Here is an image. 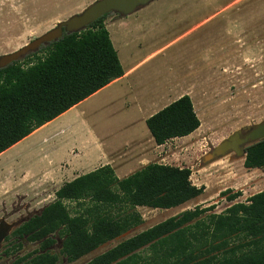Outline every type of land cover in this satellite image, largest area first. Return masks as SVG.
Instances as JSON below:
<instances>
[{"label":"rangeland","instance_id":"374dc122","mask_svg":"<svg viewBox=\"0 0 264 264\" xmlns=\"http://www.w3.org/2000/svg\"><path fill=\"white\" fill-rule=\"evenodd\" d=\"M94 1L0 0V56L25 46ZM105 23L121 56L134 54V61L141 57L148 61L131 77L134 85L128 88L125 81L108 89L118 88L117 99L104 90L73 109L68 117L74 119L81 113L97 135L117 143L108 155L115 158L118 172L122 165L126 166L125 171L132 172L154 161L189 166L193 183L205 189L202 195L178 207H139L145 220L140 227L74 263L65 264H81L109 246L186 209L214 205L213 212L220 213L236 201L247 202L264 189V171L247 168L244 157L230 153L213 162L203 161V156L235 130L264 119V0H154L128 16L110 13ZM128 63L125 60L124 65ZM134 86L153 104L189 94L201 119L200 127L160 147L144 134V129L148 131L146 123L124 127L139 110L137 102L130 109L122 104L124 94L128 102H133ZM37 158L38 154L29 157L30 163L22 158L20 167L36 164ZM39 169L35 165L31 175L25 169L20 173L25 180L19 192L28 193L1 195L0 212L10 213L15 207L24 208L28 204L23 209L26 214L55 199L61 179L41 181L43 175L32 176ZM15 172H19V167ZM70 176L68 179L73 175ZM227 189L239 191L240 195L230 201L221 194Z\"/></svg>","mask_w":264,"mask_h":264},{"label":"trees","instance_id":"16d2710c","mask_svg":"<svg viewBox=\"0 0 264 264\" xmlns=\"http://www.w3.org/2000/svg\"><path fill=\"white\" fill-rule=\"evenodd\" d=\"M108 15L0 68V153L125 74L105 24ZM146 123L163 145L193 133L201 119L184 94ZM246 150L244 165L264 171V139ZM191 176L189 166L154 161L122 178L104 164L64 182L55 199L21 227L31 238L53 231L64 236L62 250H47L34 263L60 264L62 256L74 263L142 225L139 207L170 209L197 198L205 188ZM221 194L234 201L240 192ZM214 208L186 209L83 264H264V189L223 212Z\"/></svg>","mask_w":264,"mask_h":264},{"label":"crops","instance_id":"0c3cea01","mask_svg":"<svg viewBox=\"0 0 264 264\" xmlns=\"http://www.w3.org/2000/svg\"><path fill=\"white\" fill-rule=\"evenodd\" d=\"M106 26L108 27L107 24ZM127 46L135 48L133 44H129ZM124 48L129 49L126 46H123V49ZM130 55L131 56H126L127 58L125 56L123 57V55H120V59L123 65L125 63V60L129 61L127 65H124L125 74L122 77L113 80L105 87L101 88L99 91L87 97L85 100H83V102L81 101L77 105L71 107L53 120L47 122L43 126L33 131L31 134H29L10 148L0 153V196L9 192H12L10 193V195L13 196L27 194L28 192H19L23 187V182L25 180L24 175H20V173L24 172L25 169V171H28V173L31 175V169L33 170L35 165L40 166V169L38 170V172H36V174H32V176L43 175V177L45 178L41 179V181H46L49 178H53L54 180L61 179L62 184L66 181H70L76 178L80 174H84L96 169L95 166L102 161V165L111 164L114 168L115 166H117L115 165L117 164L115 158L108 155V152H111V148L117 143L114 144L115 142H112L109 138L106 139L97 135L96 132H94L91 128L88 118L86 116L82 117L81 113L77 114V117H74V119L69 118L68 115L77 106L84 105L86 101L97 96L104 90L109 91V93L114 96L116 95L114 99H117V97L119 96L118 88H116L115 90L108 89L119 83L127 81L126 87H128L130 84L134 85L131 81V77L134 75L135 71L141 68V65L145 63V61H148V59L144 61V57H141L134 61V59L132 58L134 54ZM129 57L132 60L129 59ZM129 81L130 83H128ZM134 88L132 90L131 88L129 89L133 91V102H131V100L128 102V100L125 99V92L122 93L124 94V97L122 98V104H125V106L127 105V108H125V106H123V108L130 109L131 105L137 102V104L135 103V105L138 106L140 111L137 110V115L134 118L126 121L124 123V127H128L129 125L139 127L141 124L146 123V119L148 117L172 102H155V104H153L154 101L151 102L149 98L145 97L146 95L144 93V97H142L139 88H136L135 86ZM121 97L122 96H120L119 98ZM145 98L148 100L146 101ZM147 105L149 106L148 110H146ZM143 129L144 128H142V130ZM148 131L144 129V134L148 139H150V141H155L152 138L149 128ZM134 136L136 135L134 134ZM156 145L158 147L162 146L158 144ZM34 154H38V158L36 159L37 163L27 165L31 162V159H29V157H33ZM22 158H25V160L29 161L26 164L27 166L24 165L26 167H20V161L23 160ZM39 163L42 164L39 165ZM17 167H19V172H15V169ZM123 167L125 168L126 166L122 165L120 167V173L115 168L116 174L121 178L134 172H131L129 170L125 171V169L127 170V168L124 169ZM70 175L73 176L71 177ZM67 176H70L71 178L68 179ZM31 184L34 185L36 183L32 182Z\"/></svg>","mask_w":264,"mask_h":264},{"label":"water","instance_id":"95a60500","mask_svg":"<svg viewBox=\"0 0 264 264\" xmlns=\"http://www.w3.org/2000/svg\"><path fill=\"white\" fill-rule=\"evenodd\" d=\"M153 1L154 0H95L81 12L75 13L66 20L60 21L56 27L36 37L25 46L13 52L1 55L0 68L6 67L12 62L24 58L27 54L39 50L43 45L59 40L65 33L71 34L85 30L90 24L106 14L117 13L121 16H128L144 8ZM263 139L264 119L258 123L248 124L235 130L203 156V161L205 163L213 162L230 153H234L237 158H245L247 154L246 147ZM16 225L15 223H4L0 225V246L8 232ZM93 257L83 263L89 261Z\"/></svg>","mask_w":264,"mask_h":264},{"label":"flooded vegetation","instance_id":"af4514ba","mask_svg":"<svg viewBox=\"0 0 264 264\" xmlns=\"http://www.w3.org/2000/svg\"><path fill=\"white\" fill-rule=\"evenodd\" d=\"M48 203L38 210H30L26 214H23V209L28 204H24L22 206L24 208L15 207L10 213L0 212L3 213L0 215V225L4 223L17 224L8 232L2 241L0 246V264H35L34 258L43 252L47 250L59 252L63 249L64 236H58L57 231L50 232L45 237L31 238L33 234L21 230V227L31 218L40 214ZM47 239H50V243L44 247L43 245ZM59 263L65 264L68 261L65 256H62Z\"/></svg>","mask_w":264,"mask_h":264}]
</instances>
